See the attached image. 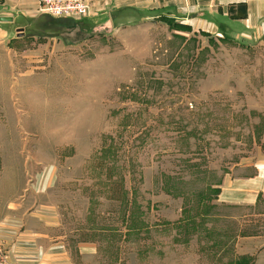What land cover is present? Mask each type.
I'll return each mask as SVG.
<instances>
[{"label":"rangeland","instance_id":"rangeland-1","mask_svg":"<svg viewBox=\"0 0 264 264\" xmlns=\"http://www.w3.org/2000/svg\"><path fill=\"white\" fill-rule=\"evenodd\" d=\"M4 7L0 201L13 219L37 213L26 223L62 264H264L243 240L264 232V197L220 200L264 157V40L171 14Z\"/></svg>","mask_w":264,"mask_h":264},{"label":"crops","instance_id":"crops-1","mask_svg":"<svg viewBox=\"0 0 264 264\" xmlns=\"http://www.w3.org/2000/svg\"><path fill=\"white\" fill-rule=\"evenodd\" d=\"M32 1L37 7L39 0ZM92 5V19L106 22L123 19L141 21L171 14L179 19L202 22L219 29H235L241 35L264 40V0H87ZM4 9V10H3ZM0 17L11 16L3 14ZM13 16V15H12ZM247 177L228 179L222 185L221 202L233 205L256 206L264 197V157L251 165ZM25 213L22 221L13 214L10 206L0 201V264H62V253L56 252L59 243L52 246L39 242L41 236L26 221L38 217ZM40 217V216H39ZM42 219H39V221ZM44 220V219H43ZM42 220V221H43ZM46 222L47 219H45ZM250 240L260 258L264 254V232L243 240Z\"/></svg>","mask_w":264,"mask_h":264},{"label":"built area","instance_id":"built-area-1","mask_svg":"<svg viewBox=\"0 0 264 264\" xmlns=\"http://www.w3.org/2000/svg\"><path fill=\"white\" fill-rule=\"evenodd\" d=\"M38 9L41 13L58 17H88L92 14V5L87 0H39Z\"/></svg>","mask_w":264,"mask_h":264},{"label":"water","instance_id":"water-1","mask_svg":"<svg viewBox=\"0 0 264 264\" xmlns=\"http://www.w3.org/2000/svg\"><path fill=\"white\" fill-rule=\"evenodd\" d=\"M1 22H13L14 18L13 17H0Z\"/></svg>","mask_w":264,"mask_h":264}]
</instances>
